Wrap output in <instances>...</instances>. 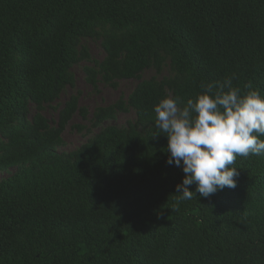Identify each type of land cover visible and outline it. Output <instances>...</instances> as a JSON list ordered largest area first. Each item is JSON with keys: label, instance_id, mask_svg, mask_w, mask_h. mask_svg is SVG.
<instances>
[{"label": "trees", "instance_id": "16d2710c", "mask_svg": "<svg viewBox=\"0 0 264 264\" xmlns=\"http://www.w3.org/2000/svg\"><path fill=\"white\" fill-rule=\"evenodd\" d=\"M84 60L95 89L138 83L92 117L72 94L48 118ZM232 76L264 92V0H0V172L15 168L0 180V264H264V155L237 157L235 188L193 184L181 201L156 134L167 92L186 102ZM76 114L101 129L59 152Z\"/></svg>", "mask_w": 264, "mask_h": 264}, {"label": "clouds", "instance_id": "9594fccd", "mask_svg": "<svg viewBox=\"0 0 264 264\" xmlns=\"http://www.w3.org/2000/svg\"><path fill=\"white\" fill-rule=\"evenodd\" d=\"M234 79L201 83L202 91L186 102L167 92L154 106L156 134L167 137V163L184 173L175 192L181 201L235 188L237 157L264 155V92L252 82L242 91Z\"/></svg>", "mask_w": 264, "mask_h": 264}, {"label": "rangeland", "instance_id": "374dc122", "mask_svg": "<svg viewBox=\"0 0 264 264\" xmlns=\"http://www.w3.org/2000/svg\"><path fill=\"white\" fill-rule=\"evenodd\" d=\"M86 46L94 60H101L104 58L105 52L99 40L89 39L86 41ZM92 64L93 61L84 60L74 67L76 85L74 87H68L53 107L47 106L43 110V113L48 118L56 119L60 108L72 94L79 95L80 105L87 107L89 110V117H92L95 108L98 106L110 105L117 101L121 96L127 97L138 83L136 79H121L118 81V87L113 88L112 86L99 81L98 89H95L89 82H87L84 70L85 66ZM155 74V70H147L144 73V78H151ZM166 74H168V69H165L163 73L158 74V77L162 78L163 75ZM135 118V111L130 109L127 112H120L115 120L105 121L103 126L112 124L125 126L129 121L135 120ZM100 129L101 127H93L89 119L84 120L79 114H76L63 132L64 144L58 147V151H72L76 149L89 137L95 135ZM13 171H15V168H12L9 172H0V180L9 176Z\"/></svg>", "mask_w": 264, "mask_h": 264}]
</instances>
